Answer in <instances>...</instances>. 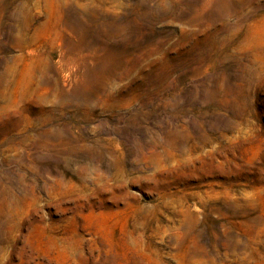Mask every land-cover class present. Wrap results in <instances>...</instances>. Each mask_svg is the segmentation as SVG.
I'll use <instances>...</instances> for the list:
<instances>
[{
	"label": "rangeland",
	"instance_id": "1",
	"mask_svg": "<svg viewBox=\"0 0 264 264\" xmlns=\"http://www.w3.org/2000/svg\"><path fill=\"white\" fill-rule=\"evenodd\" d=\"M0 264H264V0H0Z\"/></svg>",
	"mask_w": 264,
	"mask_h": 264
}]
</instances>
